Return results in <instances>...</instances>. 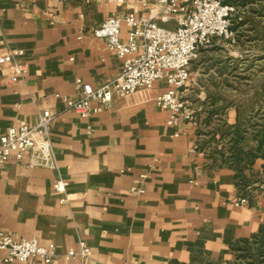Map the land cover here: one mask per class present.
Instances as JSON below:
<instances>
[{"label":"crops","instance_id":"0c3cea01","mask_svg":"<svg viewBox=\"0 0 264 264\" xmlns=\"http://www.w3.org/2000/svg\"><path fill=\"white\" fill-rule=\"evenodd\" d=\"M143 2L0 0V48L18 50L28 65L17 82L0 67V136L19 121L34 124L49 108L56 166L28 167L26 157L0 165V230L53 242L49 264L186 263L194 254L220 261L264 224V200L235 206L241 195L231 169L206 166L194 123L166 124L167 112L155 103L163 80L114 97L89 120L54 96L78 97L77 78L96 87L117 75L120 59L91 31L115 14L149 13ZM57 179L67 182L64 193L54 191ZM131 186L144 193H130ZM80 241L87 258L66 259Z\"/></svg>","mask_w":264,"mask_h":264},{"label":"built area","instance_id":"2783aa9c","mask_svg":"<svg viewBox=\"0 0 264 264\" xmlns=\"http://www.w3.org/2000/svg\"><path fill=\"white\" fill-rule=\"evenodd\" d=\"M114 1L122 4L125 0ZM157 2L160 21L175 20V28L159 25L158 16L152 13L137 16L128 12L109 16L92 29V36L102 38L106 47L120 59L119 72L96 87L77 78L78 97L55 93L66 109L89 120L110 108L114 97L152 90L156 82L163 80L166 89L156 95L155 103L167 112L166 124L178 127L193 123L194 110L187 100L190 64L198 58L201 49L220 41H234L231 22L234 6L221 0ZM18 54L16 49L0 48V67L6 71L5 78L10 82L19 81L28 70L27 63L19 60ZM53 119L50 109L44 108L37 113L34 124L19 121L8 126L0 136V165L12 157L17 161L26 157L25 166L55 168L49 138ZM66 185L65 180L57 179L53 184L54 191L64 193ZM129 191L134 195L144 193L142 187L135 186ZM248 203L247 196H240L233 202L235 206ZM88 249L87 244L80 241L79 250L69 251L65 258L78 255L85 259ZM0 251L4 252L1 263L39 259L49 264L55 256V244L0 230Z\"/></svg>","mask_w":264,"mask_h":264},{"label":"rangeland","instance_id":"374dc122","mask_svg":"<svg viewBox=\"0 0 264 264\" xmlns=\"http://www.w3.org/2000/svg\"><path fill=\"white\" fill-rule=\"evenodd\" d=\"M142 5L158 16L159 25L175 28V20L160 21L157 0ZM232 5L234 41L200 51L190 64L187 100L194 110L196 148L206 166L231 169L238 193L255 202L258 197L264 200V140L259 145L264 130V52L257 51L264 46L255 43L264 41V0ZM234 167L242 174L235 175ZM192 257L185 264H264V231L237 250L231 248L227 259Z\"/></svg>","mask_w":264,"mask_h":264},{"label":"trees","instance_id":"16d2710c","mask_svg":"<svg viewBox=\"0 0 264 264\" xmlns=\"http://www.w3.org/2000/svg\"><path fill=\"white\" fill-rule=\"evenodd\" d=\"M222 3H231L232 2H235L237 4H240V5H243L245 6L246 4H249V3H252L253 0H231V1H228V0H221ZM232 29H233V24H232ZM263 136V137H262ZM261 142L259 143V145L261 146L262 144V140H264V130L263 132L261 133ZM264 158V155L262 156ZM240 162L242 161L241 159L239 160ZM220 168V167H218ZM234 172H235V175H241L242 174V170L239 168V167H234ZM236 186H238V184H235ZM249 200V199H248ZM252 203L251 200H249V204ZM264 231V225H262L259 229V232L256 233V234H253L250 238L252 239H256V237L258 236L259 233L263 232ZM250 238H244V239H241V240H238L237 242H235L234 244H232L231 248L233 250H237V247L240 243H247L249 242V239ZM191 260H193V257L191 256ZM169 264H185V263H180V262H177V261H170Z\"/></svg>","mask_w":264,"mask_h":264}]
</instances>
